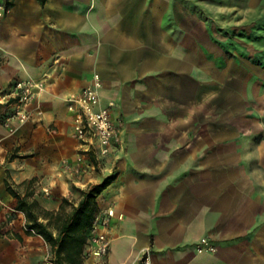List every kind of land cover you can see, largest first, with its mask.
Returning <instances> with one entry per match:
<instances>
[{
    "label": "crops",
    "instance_id": "obj_1",
    "mask_svg": "<svg viewBox=\"0 0 264 264\" xmlns=\"http://www.w3.org/2000/svg\"><path fill=\"white\" fill-rule=\"evenodd\" d=\"M1 1L0 93L28 77L46 88L13 131L0 114V264H41L45 243L26 232L7 174L68 212L112 172L96 198L115 213L109 250L87 247L82 264H141L145 250L149 264H264V88L218 46L201 0ZM94 74L123 146L74 175L61 164L77 152L64 97ZM202 238L215 251L197 252Z\"/></svg>",
    "mask_w": 264,
    "mask_h": 264
},
{
    "label": "built area",
    "instance_id": "obj_2",
    "mask_svg": "<svg viewBox=\"0 0 264 264\" xmlns=\"http://www.w3.org/2000/svg\"><path fill=\"white\" fill-rule=\"evenodd\" d=\"M4 13L5 7L0 0V17ZM100 87V78L98 74H94L89 85L64 97L67 111L72 116V131L77 142L75 158L61 161L64 171L70 174H86L89 168L94 169L103 160L115 156L123 146L122 123L119 121L115 124L110 113L114 102L109 101L106 106H100ZM45 88L43 79L28 77L16 80L8 92L0 93V106L9 110L3 122L10 131L31 118L29 106ZM44 191L47 192L48 189ZM114 217L112 207L97 212L90 227L89 254L100 258L107 255L110 244L109 229ZM32 233L34 234L33 231ZM203 251H215L214 246L208 244L207 238H202L197 246V252ZM142 262L149 264L148 250L143 252Z\"/></svg>",
    "mask_w": 264,
    "mask_h": 264
},
{
    "label": "rangeland",
    "instance_id": "obj_3",
    "mask_svg": "<svg viewBox=\"0 0 264 264\" xmlns=\"http://www.w3.org/2000/svg\"><path fill=\"white\" fill-rule=\"evenodd\" d=\"M188 1L192 2V0ZM200 2L203 4L201 16L210 21V30L217 37L218 46L225 51L235 67L249 68L250 81H259L264 88V0H201ZM112 174L116 175L115 172L109 175ZM98 200L97 209L108 205V200L104 198ZM67 208L69 207L66 203L65 209ZM0 235L5 239L10 237L9 234H3L1 231ZM41 244L42 248L35 251L40 254V263L52 262L53 254L49 245L44 242Z\"/></svg>",
    "mask_w": 264,
    "mask_h": 264
},
{
    "label": "trees",
    "instance_id": "obj_4",
    "mask_svg": "<svg viewBox=\"0 0 264 264\" xmlns=\"http://www.w3.org/2000/svg\"><path fill=\"white\" fill-rule=\"evenodd\" d=\"M5 112L6 109L3 110L0 106V114L5 116ZM8 177L7 174L5 189L16 199L15 210L21 211L25 216L26 232L33 234V231L49 245L54 264H82L87 257L90 227L98 212L96 198L116 178L115 174L105 177L101 183L86 190H78L81 198L68 212L64 211L62 205L56 212L45 210L36 200H29L28 193L22 195L17 191Z\"/></svg>",
    "mask_w": 264,
    "mask_h": 264
}]
</instances>
